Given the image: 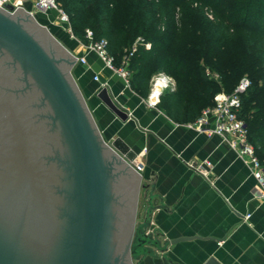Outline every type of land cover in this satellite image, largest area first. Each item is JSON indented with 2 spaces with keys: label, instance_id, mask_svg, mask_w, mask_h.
<instances>
[{
  "label": "water",
  "instance_id": "water-1",
  "mask_svg": "<svg viewBox=\"0 0 264 264\" xmlns=\"http://www.w3.org/2000/svg\"><path fill=\"white\" fill-rule=\"evenodd\" d=\"M38 18L0 7V264L170 260V245L191 238L162 241L152 228L153 213L168 209L154 186L137 221L146 189L137 153L120 137L105 141L77 58ZM96 97L121 121L134 118L109 84Z\"/></svg>",
  "mask_w": 264,
  "mask_h": 264
},
{
  "label": "crops",
  "instance_id": "crops-1",
  "mask_svg": "<svg viewBox=\"0 0 264 264\" xmlns=\"http://www.w3.org/2000/svg\"><path fill=\"white\" fill-rule=\"evenodd\" d=\"M69 41L64 42L71 52L87 57L88 64H78L75 77L105 141L120 137L137 153L134 166L143 164L139 174L146 189L140 191L137 221L145 213L146 193L154 186L168 209L153 213L152 228L163 233L162 241L191 238L170 245V260L160 255L140 264H204L211 256L221 264H264V197L246 162L220 137H209L190 123L172 120L159 107L148 106L147 97L137 94L130 81L127 85L106 69L86 45ZM94 74L104 75L101 81L108 82L133 119L121 121L97 99L101 82L94 81ZM209 161L210 166L205 165ZM189 162L203 164L208 179L194 172Z\"/></svg>",
  "mask_w": 264,
  "mask_h": 264
},
{
  "label": "trees",
  "instance_id": "trees-1",
  "mask_svg": "<svg viewBox=\"0 0 264 264\" xmlns=\"http://www.w3.org/2000/svg\"><path fill=\"white\" fill-rule=\"evenodd\" d=\"M75 36L86 44L107 40L116 67L129 58L130 86L148 97L151 79L165 72L176 88L157 107L178 123L194 122L221 91L232 93L244 76L250 85L239 112L264 165V0H58ZM206 9L213 12L210 20ZM179 19L177 20V17Z\"/></svg>",
  "mask_w": 264,
  "mask_h": 264
},
{
  "label": "built area",
  "instance_id": "built-area-1",
  "mask_svg": "<svg viewBox=\"0 0 264 264\" xmlns=\"http://www.w3.org/2000/svg\"><path fill=\"white\" fill-rule=\"evenodd\" d=\"M26 3H29L32 9H28ZM8 4L13 5L15 10L10 11L6 8V5ZM0 7L10 14H14V12L20 7L30 13L33 17L37 14H41L49 19L52 16V13L56 12V20L59 22L58 24L65 30H68L74 38L72 29L70 28L69 16L62 8L58 7V0H0ZM206 14L208 18L213 19V12L211 10L206 9ZM86 37L90 41L86 45L88 53L94 52L104 63L105 68L121 76L127 85L129 84L130 78V72L128 70L129 58L134 54L137 50V46L141 43H144L147 48H150V44L145 43L142 37L137 38L128 55L124 57L122 65L116 67L114 64V58L107 52V40L102 39L94 41L93 32L90 29L86 30ZM72 54L77 58V65L86 66L88 64L86 55H78L73 52ZM93 79L95 82H101V87L108 85V82L101 81L99 74H94ZM249 85L250 80L244 77L232 93H226L224 91L217 93L214 98V105L205 108L200 116L194 122L190 123L189 126L195 128L198 132L207 134L209 137H220L226 145L234 150L248 165L252 175L257 180L262 191V196L264 197V165L256 154L255 146L249 140L245 121L239 116L242 107L241 95L246 91ZM175 88V79L165 72H160L152 77L150 92L145 99V102L148 106L156 107L160 101L162 93L168 90H174ZM187 164L194 172L200 173L208 179L209 173L206 172L203 164L191 162ZM210 164V161L205 163V165L208 166H210ZM134 168L140 173L143 169V164L137 163ZM248 217L250 216L248 215L246 218Z\"/></svg>",
  "mask_w": 264,
  "mask_h": 264
},
{
  "label": "rangeland",
  "instance_id": "rangeland-1",
  "mask_svg": "<svg viewBox=\"0 0 264 264\" xmlns=\"http://www.w3.org/2000/svg\"><path fill=\"white\" fill-rule=\"evenodd\" d=\"M30 4L29 3H26V7L28 8V9H32L31 8V6H29ZM58 7L59 8H61L60 7V5L58 4ZM56 12H53V14H52V18H51V21H50V19L49 18H47V17H45L44 15H41V14H37L36 16H39V18H38V20H39V22L41 23V24H44V25H46L49 29H50V31H51V33L61 42V43H63L67 48H69V49H71L72 47H70L68 44H66L65 42H67V41H69V39L71 38V41H69V42H72L73 44H77V43H82V44H84V45H87L85 42H84V40H82V39H80L79 38V36L77 35V36H75V34L73 33V31H72V33H73V35H74V38H73V36H71V33H69V31L68 30H66V32L67 33H65V30L63 31L62 29H63V27H61V25H59L58 23V21L56 20L57 18H56ZM179 19V16L177 17V20ZM210 19V18H209ZM214 19H215V16H214V14H213V19H210V20H213L214 21ZM54 20H55V22H54ZM52 22H54V23H52ZM50 24H55V25H50ZM70 28H71V25H70ZM69 36V37H68ZM65 41V42H64ZM71 45V44H70ZM78 68H79V66L78 65H76L75 66V68L73 69L74 70V72H76V70H78ZM110 71V70H109ZM100 77L101 78H103L104 77V75L103 74H101L100 75ZM244 77H246L247 78V76H244ZM243 77V78H244ZM80 86V85H79ZM81 88V87H80ZM82 89V88H81ZM158 103H160V101L158 102Z\"/></svg>",
  "mask_w": 264,
  "mask_h": 264
}]
</instances>
